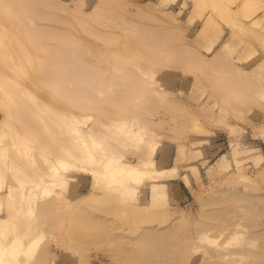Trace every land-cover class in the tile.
Segmentation results:
<instances>
[{"label":"rangeland","instance_id":"rangeland-1","mask_svg":"<svg viewBox=\"0 0 264 264\" xmlns=\"http://www.w3.org/2000/svg\"><path fill=\"white\" fill-rule=\"evenodd\" d=\"M77 1L0 0V264H140L173 224L156 263L264 264V0ZM59 46L72 99L42 75Z\"/></svg>","mask_w":264,"mask_h":264},{"label":"bare ground","instance_id":"bare-ground-1","mask_svg":"<svg viewBox=\"0 0 264 264\" xmlns=\"http://www.w3.org/2000/svg\"><path fill=\"white\" fill-rule=\"evenodd\" d=\"M12 1H14V3H15V5L17 6H15V7H12L11 9H10V6H9V4H7V7L8 8H6V7H4L3 5H6L5 3H0V4H2V6L7 10V11H9L10 12V10H11V12H10V17L11 18H15V19H17L20 23H30L31 21H32V19H33V17H35V16H43V14H42V12L40 11V9L36 6L37 4L36 3H42L43 5L45 4V6L46 5H50V6H55V7H57V6H59L58 8H60V6H61V4H59V3H57V2H59V1H57L56 2V0H46V1H42V2H38V0L36 1V0H12ZM75 1H77V0H75ZM10 2H11V0H10ZM72 3H74V2H72ZM77 3H78V1H77ZM10 4H13V2L12 3H10ZM79 4L81 5V3H78V7L76 6V2L74 3V5L76 6V8H79L80 6H79ZM73 5V6H74ZM2 6H0V7H2ZM24 6V7H23ZM26 6V7H25ZM73 6H72V8H73ZM74 6V7H75ZM75 8V9H76ZM10 9V10H9ZM103 9H102V6H100V7H98L96 10H95V12H94V16H98L100 13H101V11H102ZM7 14V15H8ZM46 34H48L49 36H51V34L52 33H50V32H48V31H46V30H44V31H37V32H34V35L35 36H44V35H46ZM54 37H56V36H54ZM77 47V45H75V47H73V48H75V49H77L76 48ZM70 48L71 47H69V46H59V47H57L55 50H48L47 52L48 53H50L51 54V57H50V59L48 60V62L47 63H45L44 65H43V70H42V75H43V78H44V80H45V82L47 83V84H49V85H51L53 88H54V90H55V92L58 94V95H61L62 97H64V98H67V99H72V94L70 93V89H68L66 86L67 85H69V83H70V85H71V81L68 79V81H69V83H67L68 81L67 80H65V75H67L68 76V78H70V76H74V77H78V76H80V75H82V70H81V67L80 66H78V68L76 69V67H75V65H78L77 63H72L73 65H74V67L73 68H75V70H73L72 71V64L70 65V67H71V69H68V67L66 66L67 65V62H69L70 60L69 59H67L68 58V56L69 57H71L73 54H75V52H72V51H74V49L72 50V51H70ZM72 49V48H71ZM67 50L69 51V52H67ZM158 52V51H157ZM70 53H73V54H70ZM159 53V52H158ZM158 53H155V55H158ZM66 54H68V55H66ZM65 56L67 57L66 58V60H65ZM73 56H77L76 54L75 55H73ZM72 56V58H74ZM169 56H170V54H169ZM68 60V61H67ZM69 64V63H68ZM80 68V69H79ZM94 76L95 77H93V80H94V84H95V78H97L98 77V75L97 74H94ZM101 75H99V77L98 78H100L101 79V77H100ZM71 77V78H72ZM73 77V78H74ZM92 77H91V79H92ZM100 79H98L99 81H100ZM92 80V81H93ZM92 81H90V80H88V79H84V80H82L81 81V83H80V88L78 87H75V90H77V92H79V95L77 96L79 99H82L83 101H85V102H87V104L89 105V103L91 102H93V100H94V98H93V96H94V94H93V96L92 97H89L88 95H90V94H92V93H90V92H94V89L92 88L93 86H95V85H91L92 84ZM102 81V80H101ZM102 83H103V85H104V82L102 81V82H97V86H100V85H102ZM100 84V85H99ZM92 86V87H91ZM93 90V91H92ZM71 94V95H70ZM125 94H127V95H121V97L123 98V96H126L127 98L129 97V94L128 93H125ZM105 95H107L106 94V92H105ZM108 95L110 96V94L108 93ZM108 95L106 96L107 98H108ZM117 95V94H116ZM112 97H114V93H112V95H111ZM119 97H120V95H118ZM120 97V98H121ZM125 97V98H126ZM111 98V97H110ZM125 98H124V100H125ZM114 99H115V101L117 102V96H115L114 97ZM113 99V100H114ZM129 99V98H128ZM130 99H132V96L130 97ZM120 100V99H119ZM106 101H108L109 102V98L108 99H106ZM110 101L111 102H114V101H112L111 99H110ZM131 101V100H130ZM130 101H126L125 100V102H123V101H121V103L120 104H122L121 106H122V108H123V106H125L124 104H126V102H127V105H128V103H130ZM120 102V101H119ZM118 102V103H119ZM132 102V105L133 106H136V105H134V103H133V101H131ZM124 103V104H123ZM131 104V103H130ZM130 104L128 105V106H130ZM88 105H86L85 103H83V104H81V107H86V106H88ZM126 105V106H127ZM132 105L130 106V107H132ZM127 106V107H128ZM136 109V110H135ZM134 109V111L135 112H137V113H143V110L142 109H140L139 107L137 108H135ZM23 112H18V114H22ZM44 117H47V116H44V115H42V117H40L39 119L41 120L42 118L43 119H45ZM46 120V119H45ZM43 121V120H42ZM48 121V119L45 121V122H47ZM36 128V130L40 133H42L43 131V129H44V131L47 129V127L44 125L43 127H42V130L40 129L41 127H39V125L38 126H36L35 127ZM5 132V124L3 123V122H0V136L3 134ZM44 133V132H43ZM45 134H47V133H44V135ZM46 136V135H45ZM45 136H42V137H45ZM110 144V143H109ZM112 144H110L109 146L107 145V149H109V150H112V152H115V151H117L118 153L120 152L117 148H116V146L115 145H113V146H111ZM131 170L132 171H134V173H136V174H139L141 171H139V167H138V165H134V167H132L131 168ZM170 169H168V168H164V169H162V170H159V172H167V171H169ZM108 174V173H107ZM107 174L105 173V174H102V175H105L106 177H107ZM95 175H97V173L95 174ZM74 176H76V175H74ZM133 177L135 178L136 177V175H133ZM95 180H98V178L97 177H95L94 178ZM66 181H73V180H71V179H69V180H66ZM174 182H169V181H167V182H163V181H159V182H157V183H154V185H153V188H152V190H151V199H152V204H155V203H157V202H162V201H165V200H167V199H171V197H172V194H173V191H172V188L174 189ZM174 191H175V189H174ZM57 193H60V192H57ZM231 195V194H230ZM243 195V194H242ZM241 195V196H242ZM90 196V194L88 195V197ZM92 196V195H91ZM91 196H90V198H91ZM235 197H236V195H234ZM233 196V194L230 196V198L232 197H234ZM87 197V194H86V197L84 196L83 198H80V200L81 199H86V198H88ZM240 197V196H239ZM242 197H244V195L242 196ZM243 199V198H242ZM245 199V198H244ZM243 199V200H244ZM91 200V199H90ZM246 200H248V198L246 197ZM82 201V200H81ZM86 201H89V199L88 200H86ZM49 204H50V202H49ZM151 204V203H150ZM143 217V216H142ZM144 217H145V215H144ZM90 223H92L91 221H90ZM99 224H102L101 222H99ZM3 225L0 223V229H1V227H2ZM170 226V225H169ZM172 226H173V228H172ZM179 226H181V225H179ZM167 228H169L168 226H167ZM176 228H178V225H177V227ZM164 230L162 231V233H159V232H161L160 231V229L159 230H156L155 231V229H153L151 232V234H150V230L149 231H147L148 232V234L150 235V237L152 238V235H153V239L151 240V238H148L149 237V235L147 236V238L149 239V241L151 242V241H153V242H151V243H154L155 244V246L153 245V244H150L151 246L153 245V248L152 247H150V248H152V250H147V247H149L150 245H149V241H148V239L146 238H144L145 240H147V242H148V246L147 245H145L146 246V249L145 248H143V249H145V250H143L142 251V249L140 248L138 251L141 253V255L140 256H138V263H140V264H159V263H156V258L154 259V257H158L159 255L160 256H162L161 254H162V252H164L163 250H165L166 249V247L164 246L165 245V243H164V245H163V243L162 242H160V241H162V239L164 238H168L169 236L168 235H170V233L172 232H170L169 233V231L170 230H174L175 229V227H174V224L173 225H171L170 226V230H168V233H165V235H164V231L165 230H167V229H165V228H163ZM177 229H175L174 230V232L176 231ZM179 230H180V227H179ZM178 230V231H179ZM159 231V232H158ZM146 232V231H145ZM145 232H143L142 234L144 235V234H146ZM166 232V231H165ZM142 234H141V236H139L140 238H138V239H140V243L142 244H144V239H142ZM175 234V233H174ZM177 234V233H176ZM147 235V234H146ZM156 235V236H155ZM168 236V237H165V236ZM172 235V234H171ZM145 236V235H144ZM143 236V237H144ZM164 236V237H163ZM173 236V235H172ZM162 238V239H161ZM143 240V242H142V240ZM163 239V240H164ZM165 239V240H166ZM137 243H138V240H137ZM145 243H146V241H145ZM142 244V245H143ZM167 244V243H166ZM142 245L140 246V247H142ZM160 245V246H159ZM163 246H164V249L161 251V249L163 248ZM143 247H144V245H143ZM149 248V249H150ZM169 248L167 247V250H168ZM142 251V252H141ZM139 252H137V253H139ZM160 252H161V254H160ZM170 252H172L171 250H169V251H167V252H165V253H163L164 255L166 254L167 256H168V254L167 253H170ZM139 253V254H140ZM139 254H137V255H139ZM137 255H135V257L137 256ZM165 255V256H166ZM134 257V256H133Z\"/></svg>","mask_w":264,"mask_h":264}]
</instances>
